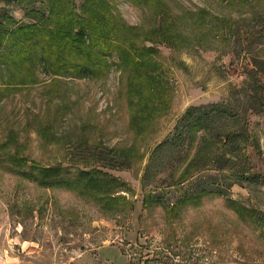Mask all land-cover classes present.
<instances>
[{
    "label": "rangeland",
    "instance_id": "rangeland-1",
    "mask_svg": "<svg viewBox=\"0 0 264 264\" xmlns=\"http://www.w3.org/2000/svg\"><path fill=\"white\" fill-rule=\"evenodd\" d=\"M50 1L0 0V24L46 26ZM104 1L159 87L130 97L115 53L97 78L39 65L23 85L0 66V264L96 259L105 245L128 264H264V216L229 202L264 215V0ZM27 162L109 174L122 204L43 187Z\"/></svg>",
    "mask_w": 264,
    "mask_h": 264
},
{
    "label": "trees",
    "instance_id": "trees-1",
    "mask_svg": "<svg viewBox=\"0 0 264 264\" xmlns=\"http://www.w3.org/2000/svg\"><path fill=\"white\" fill-rule=\"evenodd\" d=\"M136 1L139 3L140 0ZM111 8L104 0H84L83 10L78 14L69 0H51L46 26L39 23L21 25L9 32L6 25L0 24V66L4 76L23 85L34 84L38 82L36 69L42 65L53 76L105 77L113 66L111 58L115 53L120 57L124 71L133 73L129 96L151 97L159 87L158 64L142 55L145 50L128 37V32L135 28L115 16ZM163 32V37L168 36V27ZM12 71H20L21 78L17 79ZM204 124L205 119L200 117L192 129ZM31 164L29 166L27 162L29 171L21 174L43 187H66L95 197L111 190L102 197L105 206L122 204L121 199L114 196L120 191V181L109 174L100 171L73 174L61 167ZM229 202L239 217H246V213L251 212L253 220L263 219L264 215L256 210L232 200Z\"/></svg>",
    "mask_w": 264,
    "mask_h": 264
},
{
    "label": "crops",
    "instance_id": "crops-1",
    "mask_svg": "<svg viewBox=\"0 0 264 264\" xmlns=\"http://www.w3.org/2000/svg\"><path fill=\"white\" fill-rule=\"evenodd\" d=\"M123 253H116L115 249L110 246L99 248L98 258H93L91 253H85L79 259H73L69 262L53 263V264H128L127 260L122 259ZM118 259V260H117Z\"/></svg>",
    "mask_w": 264,
    "mask_h": 264
}]
</instances>
